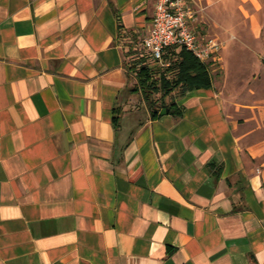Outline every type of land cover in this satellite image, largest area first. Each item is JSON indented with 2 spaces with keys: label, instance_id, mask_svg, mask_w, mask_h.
Listing matches in <instances>:
<instances>
[{
  "label": "crops",
  "instance_id": "obj_1",
  "mask_svg": "<svg viewBox=\"0 0 264 264\" xmlns=\"http://www.w3.org/2000/svg\"><path fill=\"white\" fill-rule=\"evenodd\" d=\"M156 3L0 0V264H264L261 126L215 85L180 115L135 92ZM197 3L198 34L264 48V0Z\"/></svg>",
  "mask_w": 264,
  "mask_h": 264
},
{
  "label": "rangeland",
  "instance_id": "obj_2",
  "mask_svg": "<svg viewBox=\"0 0 264 264\" xmlns=\"http://www.w3.org/2000/svg\"><path fill=\"white\" fill-rule=\"evenodd\" d=\"M232 39L234 43L229 46L218 39L223 43L222 62L221 67L219 65L211 74L214 78V85L224 99L230 115L235 117L242 126L241 131L261 126L259 133L263 135L264 48L250 43L247 45L237 42L236 37ZM134 48L136 53H141L144 47L141 42L137 47L134 45ZM127 50L130 51V48ZM182 96L181 91L176 90L165 100V105L175 103Z\"/></svg>",
  "mask_w": 264,
  "mask_h": 264
},
{
  "label": "trees",
  "instance_id": "obj_3",
  "mask_svg": "<svg viewBox=\"0 0 264 264\" xmlns=\"http://www.w3.org/2000/svg\"><path fill=\"white\" fill-rule=\"evenodd\" d=\"M129 44L127 64L136 80L135 92L141 93L153 116L168 111L176 115L182 113L175 109L176 103L165 105V100L176 90L185 96L195 90L213 88L214 78L208 66L187 49L178 46L167 48L163 61L157 62L145 48L136 53L133 46L141 43L132 41Z\"/></svg>",
  "mask_w": 264,
  "mask_h": 264
},
{
  "label": "built area",
  "instance_id": "obj_4",
  "mask_svg": "<svg viewBox=\"0 0 264 264\" xmlns=\"http://www.w3.org/2000/svg\"><path fill=\"white\" fill-rule=\"evenodd\" d=\"M198 17L197 0H157L156 14L150 32L142 41L143 47L157 62L163 61L167 48L183 47L212 73L219 65L221 67L223 43L213 37L198 35L192 28V22Z\"/></svg>",
  "mask_w": 264,
  "mask_h": 264
}]
</instances>
